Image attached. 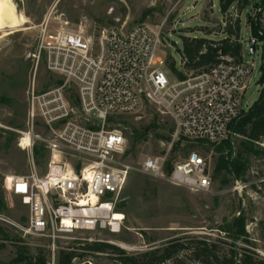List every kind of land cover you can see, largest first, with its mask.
<instances>
[{
    "label": "built area",
    "instance_id": "obj_1",
    "mask_svg": "<svg viewBox=\"0 0 264 264\" xmlns=\"http://www.w3.org/2000/svg\"><path fill=\"white\" fill-rule=\"evenodd\" d=\"M161 46V33L144 24L130 29L95 26L86 33L63 27L49 32L46 23L36 66L42 60L60 82L43 91L32 84L28 128L18 131L17 143L27 152L30 171L7 176L5 190L27 206L28 233L48 239V264H58L57 241L62 237L97 229L121 231L125 216L120 215L117 228L112 220L132 170L212 192V174L203 156L192 152L173 163L160 154L134 166L124 132L106 125L148 104L171 120L173 141L216 147L234 140L232 123L250 108L245 96L255 63L223 56L208 71L173 80L157 54ZM36 145L46 150L44 173L35 162ZM258 145L264 149V134Z\"/></svg>",
    "mask_w": 264,
    "mask_h": 264
},
{
    "label": "rangeland",
    "instance_id": "obj_2",
    "mask_svg": "<svg viewBox=\"0 0 264 264\" xmlns=\"http://www.w3.org/2000/svg\"><path fill=\"white\" fill-rule=\"evenodd\" d=\"M4 1L0 0V10ZM11 1L26 23L6 35L0 32V264H21L13 262L17 245L26 247L31 253H36L38 248L49 253L48 239L26 230L28 208L23 199L8 196L5 190L7 176L28 175L30 171L27 152L17 143L18 131L28 128L32 84L35 83L38 91L57 85V78L47 71L42 60L36 66L35 55L47 22L49 32L60 27L90 33L95 26L116 25L130 29L139 24L147 25L152 31L161 33L162 46L158 56L166 63L172 59L181 70L183 35L222 40L226 37V25L235 28L239 19L243 61L255 63L245 101L251 106L259 98L261 85L258 81L262 74L264 48L261 42L256 53L249 52L252 41L249 17L260 15L264 28V0H250L248 7L240 12L234 7L227 15L222 14L219 0ZM169 74L173 80L177 79L175 74ZM121 118L118 123L108 122L106 127H118L124 132L132 165L137 166L147 157L160 154H167L169 161L174 163L196 152L209 164L212 192L193 191L132 170L116 204V211L125 216L121 231L78 232L59 239L57 251L76 247L80 253L86 243L101 241L114 244L129 254H138L161 247L174 238L183 237L188 241L203 237L210 243H219L221 253L228 252L234 243L238 250L248 247L264 259V157L250 156L244 180L232 175L215 178L219 156L215 147L182 139L173 141V124L156 107L145 104L135 113L121 115ZM148 127L146 137L133 140L135 129L143 132ZM38 131L44 132L42 128ZM240 140L236 138L235 150H238ZM46 160L47 155L44 159L35 156L41 173H44ZM239 183L243 187L235 190L234 186ZM237 217L245 218L247 242L234 241L228 232L220 230ZM110 257L111 254L97 253L83 259L91 264H115Z\"/></svg>",
    "mask_w": 264,
    "mask_h": 264
},
{
    "label": "trees",
    "instance_id": "obj_3",
    "mask_svg": "<svg viewBox=\"0 0 264 264\" xmlns=\"http://www.w3.org/2000/svg\"><path fill=\"white\" fill-rule=\"evenodd\" d=\"M222 14L229 13L234 7L238 12L250 5V0H219ZM250 34L253 39L263 43L264 48V28L261 17H249ZM240 20L235 22V28L226 25V37L222 40H211L206 37H190L183 35V49L181 51L184 66L181 70L176 67L171 59L167 61V72L173 73L178 79H184L189 74L208 71L223 56L232 58L236 62L242 61L243 44L240 37ZM261 77L259 84L261 90L259 98L243 112L231 125L232 131L241 138L238 150H235V140H227L223 144L215 147L219 156L216 161L214 175H232L235 179L244 180L249 169L250 156L264 157V149L258 145L264 134V51L262 54ZM60 81H56L58 84ZM121 116L112 118V122L121 121ZM149 127L143 132L135 129L133 140L139 141L146 137ZM234 142V143H233ZM180 142L177 143L179 146ZM36 158L44 159L46 150L42 145L34 147ZM171 171V166L167 167ZM2 207L4 205L2 204ZM221 231L228 232L234 241L238 239L247 242V231L244 217H237L233 221L226 223L220 228ZM195 238V237H194ZM185 240L178 237L169 240L165 245L148 250L143 253L129 254L124 249L108 243L95 241L83 245V252L78 253L76 247L60 249L57 254L58 264H83L87 255L111 254V259L115 264H264V259L248 247L236 245L230 247L226 253H221L219 243H210L207 238ZM17 255L13 262L21 264H48V254L45 249L38 248L36 253H31L26 247L17 245ZM81 260L76 262V260ZM89 261V260H88Z\"/></svg>",
    "mask_w": 264,
    "mask_h": 264
},
{
    "label": "bare ground",
    "instance_id": "obj_4",
    "mask_svg": "<svg viewBox=\"0 0 264 264\" xmlns=\"http://www.w3.org/2000/svg\"><path fill=\"white\" fill-rule=\"evenodd\" d=\"M26 23L24 17L18 13L15 4L11 0H5L0 10V32L6 35L9 31ZM121 213L116 212L112 224L117 228L118 220L122 218Z\"/></svg>",
    "mask_w": 264,
    "mask_h": 264
},
{
    "label": "water",
    "instance_id": "obj_5",
    "mask_svg": "<svg viewBox=\"0 0 264 264\" xmlns=\"http://www.w3.org/2000/svg\"><path fill=\"white\" fill-rule=\"evenodd\" d=\"M256 43H257V40L252 39L250 46H249V52L252 54H254L256 51ZM83 264H91V263L89 261H87V262H84Z\"/></svg>",
    "mask_w": 264,
    "mask_h": 264
}]
</instances>
